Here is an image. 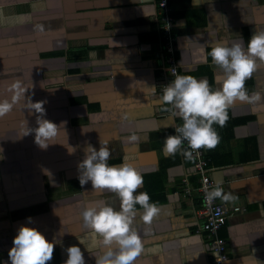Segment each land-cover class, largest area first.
Wrapping results in <instances>:
<instances>
[{
	"label": "crops",
	"instance_id": "obj_1",
	"mask_svg": "<svg viewBox=\"0 0 264 264\" xmlns=\"http://www.w3.org/2000/svg\"><path fill=\"white\" fill-rule=\"evenodd\" d=\"M168 3L178 75L206 78L213 89L220 87L222 70L207 55L211 47L242 38L246 48L264 30V0ZM155 11V0H0V99L10 97L6 87L14 80L33 84L26 98L44 101V118L64 123L58 143L41 149L34 132L24 135L38 127L40 115L26 108V100L0 118V264H11L8 253L24 224L56 241L48 264H63L72 245L81 248L85 264H96L102 238L85 227L80 213L96 201L118 209L119 199L94 191L90 181L82 186L78 165L89 144L99 150L101 138L109 165L133 164L143 177L137 191L161 209L150 224L135 218L144 244L135 264L209 259L203 233L195 232L199 193L184 191L198 183L193 160L163 153L164 138L182 120L159 101L165 64ZM246 88L264 95V64ZM227 116L223 127L213 125L218 145L204 149L210 178L238 197L227 203L244 207L218 230L228 252L224 264H264V100L236 101ZM133 134L136 141L128 139Z\"/></svg>",
	"mask_w": 264,
	"mask_h": 264
},
{
	"label": "clouds",
	"instance_id": "obj_2",
	"mask_svg": "<svg viewBox=\"0 0 264 264\" xmlns=\"http://www.w3.org/2000/svg\"><path fill=\"white\" fill-rule=\"evenodd\" d=\"M35 27L43 31L41 25ZM240 41L231 45L216 43L207 53L212 63L222 70V75L216 81L220 87L213 89L206 78L177 75L162 88L159 101L167 106L164 110L173 116L178 115L182 120V124L175 128V134L164 138V155L180 152L185 159L190 160L193 152L202 148L214 149L220 137L213 125L223 127L226 124L227 110L236 101L255 105L264 100L261 92L253 91L250 94L246 88V81L260 64H264V30L256 31L246 48ZM32 87L33 84H25L19 79L7 84L6 90L10 97L0 99V118L26 100V108L40 115L36 121L38 127L28 128L24 135L34 132L35 143L41 149H47L49 144L58 143L57 137L64 129V123L58 125L44 118V101L33 102L31 97L26 98L28 89ZM128 139L136 141L138 137L133 134ZM100 145L99 150L91 144L85 148V157L78 165V178L82 186L90 181L94 191L115 193L119 208L106 201L89 202L80 215L85 227L102 238L103 252L95 255L96 264H135L144 250L142 239L133 227L135 218L139 215L145 223L150 224L161 209L156 203L150 202L147 192L137 191L143 185V177L134 165L127 161L109 165L111 154L102 138ZM72 151L74 149L69 150L70 153ZM217 198L225 203L238 199L220 187L206 193L209 201ZM137 205L140 206L139 210ZM28 220L31 221V217ZM55 244V240L50 241L37 228L24 224L14 237L9 259L11 264H48L53 259ZM66 251L68 258L63 264H85L84 253L79 246H69Z\"/></svg>",
	"mask_w": 264,
	"mask_h": 264
},
{
	"label": "built area",
	"instance_id": "obj_3",
	"mask_svg": "<svg viewBox=\"0 0 264 264\" xmlns=\"http://www.w3.org/2000/svg\"><path fill=\"white\" fill-rule=\"evenodd\" d=\"M156 11L152 15V21L157 26L161 46L164 50L163 78L158 83V90L162 94L163 87L171 83L178 75V63L174 56L175 31L173 30L174 17L171 13V6L168 0H155ZM186 146H187V142ZM193 166L198 173V183L194 187H184L189 193L196 190L199 193V203L195 209V215L200 223L195 232H202L210 248L209 259L203 264H224L228 258V252L224 238L219 234V228L224 224L228 215L235 212H243L244 207L239 204H228L220 199L209 201L206 193L216 187L222 189L220 182H215L207 173L208 157L204 149L193 152Z\"/></svg>",
	"mask_w": 264,
	"mask_h": 264
}]
</instances>
